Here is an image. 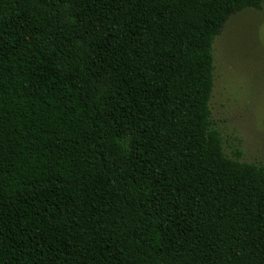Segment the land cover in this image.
Masks as SVG:
<instances>
[{
    "label": "trees",
    "instance_id": "obj_1",
    "mask_svg": "<svg viewBox=\"0 0 264 264\" xmlns=\"http://www.w3.org/2000/svg\"><path fill=\"white\" fill-rule=\"evenodd\" d=\"M263 3L0 0V264H264V166L210 107Z\"/></svg>",
    "mask_w": 264,
    "mask_h": 264
},
{
    "label": "rangeland",
    "instance_id": "obj_2",
    "mask_svg": "<svg viewBox=\"0 0 264 264\" xmlns=\"http://www.w3.org/2000/svg\"><path fill=\"white\" fill-rule=\"evenodd\" d=\"M210 107L225 154L264 166V3L234 14L214 42Z\"/></svg>",
    "mask_w": 264,
    "mask_h": 264
}]
</instances>
